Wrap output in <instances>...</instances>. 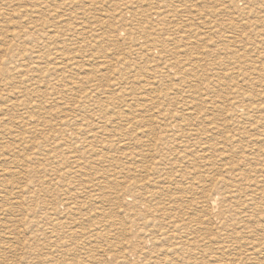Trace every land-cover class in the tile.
<instances>
[{
    "label": "rangeland",
    "instance_id": "obj_1",
    "mask_svg": "<svg viewBox=\"0 0 264 264\" xmlns=\"http://www.w3.org/2000/svg\"><path fill=\"white\" fill-rule=\"evenodd\" d=\"M260 115L264 0H0V264H264L204 207L264 175Z\"/></svg>",
    "mask_w": 264,
    "mask_h": 264
},
{
    "label": "bare ground",
    "instance_id": "obj_2",
    "mask_svg": "<svg viewBox=\"0 0 264 264\" xmlns=\"http://www.w3.org/2000/svg\"><path fill=\"white\" fill-rule=\"evenodd\" d=\"M246 66H248V65H246ZM243 67H244V65H243ZM246 68H248V67H245V69ZM252 68V67H251ZM254 68V67H253ZM252 70V69H251ZM254 71V70H253ZM256 71V70H255ZM254 71V72H255ZM249 73V72H248ZM249 101V98L247 97V96H245V95H242V96H239V98L237 99V101H235L234 100V102L233 103H231L232 105H231V108L233 109V116L235 117L234 119L235 120H239V119H243V118H245L246 116H247V113H244L245 112V107H244V105H245V103L246 102H248ZM218 108H219V106H217ZM217 108V109H218ZM217 109H216V111H217ZM241 109H243V110H241ZM219 110L222 112V113H226V112H228L229 110H228V108H226V106L225 105H223V106H220V108H219ZM218 110V111H219ZM213 111V110H212ZM243 111V112H242ZM254 111H257V112H259L260 111V109L258 110L257 108H254ZM213 113V112H212ZM215 113V112H214ZM216 113H218V112H216ZM224 113V114H225ZM217 115V114H216ZM220 115H221V113H220ZM220 115H218V116H220ZM260 117V120L261 121H264V115H260L259 116ZM211 123V122H210ZM213 123V122H212ZM200 124V123H199ZM209 124V123H208ZM264 124V123H263ZM241 127V126H240ZM239 127V128H240ZM247 128V127H246ZM259 128H261V126L260 127H258V129ZM249 130H255V129H253V127L251 126V125H249ZM180 133V132H179ZM181 134V133H180ZM174 135V134H173ZM175 136V135H174ZM182 136H185V135H182ZM181 136V137H182ZM176 138H177V136H175ZM250 138V137H249ZM183 140V139H182ZM252 140H254V139H251V141L249 140V141H247L248 143H250V142H252ZM184 141V140H183ZM179 142V141H178ZM177 142V143H178ZM256 142H258V140L256 141ZM252 146L253 147H255L256 146V143L254 144V142L252 143ZM263 173V172H262ZM253 175H249V174H244L243 172H241V173H238V174H234L233 175V179H235L236 181H237V185L235 186V188H234V190H231V191H229L228 189H226L223 193H222V195L218 192V193H215V194H213V196L210 198V200L208 201L207 200V203H206V205L204 206V207H206L205 209H207V211L209 212V211H214L215 209H217V205H218V203H217V201H218V199H219V197L221 196V197H223L222 199H224L223 201L225 202V203H222V205H221V209L223 208V215L225 216L224 217V220H222V221H220L218 224H222V225H224V228L226 229H228L229 227H230V225L231 224H229L230 222H233V224H235V226L236 225H238L239 223L241 224H243V223H245V226H243V227H239L240 229H241V232H232V233H230L229 231H227V232H229L230 234H228V235H230L229 237H228V235L226 234V236L224 235L223 237H225L224 239H228L229 238V240L230 239H232L234 236H240V237H238L237 238V240H242V239H240L241 238V236L243 237V234H244V236H245V238H247L248 239V237H246V235L247 236H249V239H250V237L251 238H253L254 237V239L253 240H259L258 239V237L260 236V238H262V239H264V224H261V223H264V207L263 206H261L260 205V203H258V201L260 200V199H262L263 197H264V191H260V186L262 187L263 185V183H264V175H262V174H260V175H258L257 177H255V176H253ZM240 194H242V196H240ZM142 197V196H141ZM171 197V196H170ZM145 198V197H144ZM168 198V197H167ZM127 199V198H126ZM143 199V198H142ZM171 199V198H170ZM144 200V199H143ZM142 200V201H143ZM146 200V199H145ZM150 200V199H149ZM149 200H147L148 202H146V201H144V202H146L147 204L148 203H151ZM141 201V202H142ZM168 201H169V199H168ZM168 201H165V203L167 204V202ZM154 202L155 201H153V204H154ZM140 203V202H139ZM158 203V202H157ZM171 203H174L173 202V200L171 201V202H169L168 203V205L169 204H171ZM198 204V203H197ZM136 205V204H135ZM142 205H146V204H142ZM142 205H140V206H142ZM149 205V204H148ZM155 205H156V203H155ZM158 205H159V203H158ZM173 205V204H172ZM196 205V204H195ZM166 206V205H165ZM197 206V205H196ZM145 207V206H144ZM151 207V206H150ZM157 207H159V206H157ZM153 208H154V205H153ZM156 208V207H155ZM181 209L182 210V212L184 213L185 211L184 210H186V207H184L182 204H178L177 205V208H176V210H178V209ZM149 208H147L146 209V211L148 210ZM152 209V208H151ZM161 209H162V207H161ZM179 209V210H180ZM163 210V209H162ZM175 210V211H176ZM178 210V211H179ZM218 210V209H217ZM150 211H153V210H150ZM165 211V210H164ZM177 211V212H178ZM220 211V210H219ZM222 211V210H221ZM154 212H155V209H154ZM161 212V211H160ZM173 212H174V209H173ZM157 213V212H156ZM155 213V214H156ZM159 213V212H158ZM164 213V212H163ZM165 213H166V211H165ZM170 213V212H169ZM144 214H146L145 212H144ZM154 214V215H155ZM177 214V213H176ZM175 214V215H176ZM143 215V214H142ZM221 215V214H220ZM158 216V215H157ZM172 216H174V215H172ZM177 216V215H176ZM175 216V218H177ZM215 217V216H214ZM221 217V216H220ZM219 217V218H220ZM150 218V217H149ZM154 218V217H153ZM165 218V217H164ZM144 220H145V218H143ZM151 219H152V217H151ZM155 219H156V217H155ZM155 219H153L154 221H156ZM170 219V218H169ZM178 220H179V218H177ZM135 220V219H134ZM162 221H163V219H161ZM218 221H219V219H217ZM261 221V222H260ZM229 222V223H228ZM154 223V222H153ZM160 223V225H161V221L159 222ZM163 223V222H162ZM260 223V224H259ZM144 224V223H143ZM142 224V225H143ZM154 224H156V223H154ZM164 224V223H163ZM166 224V223H165ZM171 224V223H170ZM248 224V225H247ZM173 225L171 224V226H170V228L172 227ZM218 226V225H217ZM154 227H156V226H154ZM153 227V228H154ZM158 227H160V226H158ZM162 227V226H161ZM177 227H181L180 225L178 226L177 225ZM220 229H222V226H218ZM140 228V227H139ZM178 228V229H179ZM232 228H234V227H232ZM238 228V227H237ZM145 229V228H144ZM147 229H149L148 227H147ZM217 229V228H216ZM140 230H142V229H140ZM146 230V229H145ZM156 230V229H155ZM162 230V229H161ZM160 230V231H161ZM234 230V229H233ZM177 231V230H176ZM232 231V230H231ZM234 231H236V230H234ZM239 231V230H238ZM156 232V231H155ZM172 232H174V231H172ZM219 232V231H218ZM217 232V233H218ZM224 232V231H223ZM167 233V232H166ZM176 233V232H175ZM160 234V233H159ZM161 234H163V233H161ZM221 234V233H220ZM223 234V233H222ZM171 236H172V234H171ZM164 237V236H163ZM222 237V236H221ZM220 237V238H221ZM216 238H218V237H216ZM163 239V238H162ZM174 240H175V238H173ZM181 239V238H180ZM233 239H235L234 241H236V238H233ZM161 240V239H160ZM168 240V239H167ZM216 240V239H215ZM215 240H212L213 241V243H215L214 241ZM219 240V239H218ZM217 240V241H218ZM223 240V239H222ZM228 240V241H229ZM154 241V240H153ZM228 241H226L225 240V243L226 242H228ZM243 241V240H242ZM247 240H245V242H246ZM252 241V240H251ZM161 242V241H160ZM168 242V241H167ZM175 242V241H174ZM211 242V241H210ZM244 242V243H245ZM258 242V241H257ZM256 242V243H257ZM263 242V241H262ZM155 243V242H154ZM181 243V242H180ZM237 243V242H236ZM249 245H251V243H249V242H247ZM246 243V244H247ZM136 244V243H135ZM157 244V243H156ZM170 244V243H169ZM179 244V243H178ZM182 244H183V242H182ZM212 244V243H211ZM216 244V243H215ZM218 244V243H217ZM217 244H216V246H217ZM224 244V243H223ZM239 244H240V241H239ZM255 244V243H254ZM253 244V245H254ZM137 245H139V244H137ZM143 245V244H142ZM155 245V244H154ZM161 244H159L158 245V247L160 246ZM171 245H172V243H171ZM222 245V244H221ZM235 245V244H234ZM249 245H247V246H249ZM162 246V245H161ZM178 246V245H177ZM215 246V245H214ZM242 246H243V244H242ZM257 246V245H256ZM255 246V247H256ZM261 246V245H260ZM262 246H263V248H264V242H263V244H262ZM261 246V247H262ZM147 247V246H146ZM154 247V246H153ZM179 247V246H178ZM178 247H176V248H178ZM219 247V246H218ZM232 247H233V245H232V242L230 243L229 242V244H226V245H223L222 247H221V251L223 252V251H225V252H227V255H228V252L229 251H231V249H232ZM244 247V246H243ZM259 247V246H258ZM155 248H157V245H156V247ZM155 248H154V250H155ZM161 249H162V247H160ZM165 248H167V247H165ZM238 248V247H237ZM241 248V247H240ZM137 249H139V248H137ZM169 249V248H168ZM217 249V248H216ZM235 249V248H234ZM244 249V248H243ZM256 249H257V247H256ZM261 249V248H260ZM132 250V249H131ZM144 250V249H143ZM176 250V249H175ZM220 250V249H219ZM242 250V249H241ZM264 250V249H263ZM135 251V250H134ZM133 251V252H134ZM217 251V250H216ZM215 251V252H216ZM221 251H220V253H221ZM237 251V250H236ZM246 252H247V257H249V258H247V260L248 259H253L254 258V255L256 254V253H258V249L257 250H255V248L252 246V248H251V246L248 248L247 247V249L245 250ZM152 252V251H151ZM131 253V252H130ZM159 253V252H158ZM157 253V254H158ZM162 253V252H161ZM161 253H160V255H161ZM164 253V252H163ZM217 253H219V252H217ZM217 253H215V254H217ZM219 253V254H220ZM235 253V252H234ZM260 253V252H259ZM262 253V256H264V251L263 252H261ZM260 253V254H261ZM119 254V253H118ZM137 254V253H136ZM150 254V253H149ZM215 254H214V256L213 257H215ZM226 254V253H225ZM230 254V253H229ZM232 254V253H231ZM260 254H259V256H260ZM123 255V254H122ZM144 255V254H143ZM154 255V254H153ZM160 255H158V257H161ZM166 254H164L163 255V259L165 258L164 256H165ZM218 255V254H217ZM222 255H224V254H222ZM241 255H242V252H241ZM118 257H119V255H117ZM125 256V255H124ZM132 256H134V255H132ZM137 256V255H136ZM135 256V257H136ZM231 256H233V255H231ZM237 256H239V255H237ZM244 257H245V255H243ZM142 257V256H141ZM157 257V258H158ZM219 257H221V258H223L222 256H219ZM117 258V257H116ZM120 258H121V255H120ZM126 258V257H125ZM137 258V257H136ZM153 258V257H152ZM154 258H156V257H154ZM212 258V257H211ZM211 258H209V259H211ZM225 258V257H224ZM229 258V257H228ZM257 258V257H256ZM119 259V258H118ZM122 259V258H121ZM137 259H139V257L137 258ZM141 259V258H140ZM139 259V260H140ZM147 259V258H146ZM225 259H227V257L225 258ZM117 260V259H116ZM125 260V259H124ZM144 260V259H143ZM150 260H153V259H150ZM149 260V261H150ZM160 260V259H159ZM214 260H215V258H214ZM140 261H142V260H140ZM157 261V260H156ZM162 261V260H161ZM172 261V260H171ZM189 261V260H188ZM218 260H216L215 262H217ZM224 261V260H223ZM251 261V260H250ZM252 261H254V260H252ZM120 261L118 260V263H119ZM123 262V261H122ZM144 261H142V263H143ZM167 262V261H166ZM199 262H201V261H199ZM214 262V263H215ZM219 263L221 262V261H218ZM239 262V261H238ZM241 262V261H240ZM239 262V263H240ZM248 262V261H247ZM158 263H160V262H158ZM164 263V262H163ZM171 263V262H170ZM195 263V262H194ZM202 263V262H201ZM203 263H204V261H203ZM128 264V263H127ZM150 264V263H149ZM156 264V263H155ZM198 264H200V263H198ZM205 264H207V263H205ZM209 264V263H208ZM223 264V263H222ZM225 264V263H224ZM254 264V263H253Z\"/></svg>",
    "mask_w": 264,
    "mask_h": 264
}]
</instances>
